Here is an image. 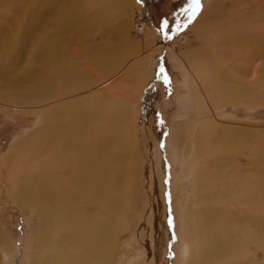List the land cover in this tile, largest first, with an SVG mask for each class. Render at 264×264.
<instances>
[{"label":"bare ground","instance_id":"1","mask_svg":"<svg viewBox=\"0 0 264 264\" xmlns=\"http://www.w3.org/2000/svg\"><path fill=\"white\" fill-rule=\"evenodd\" d=\"M130 1L81 0L78 6L63 8L58 0H0V11L4 15L1 17L6 18V23L0 25V80L9 82L11 89L31 90L32 94L25 99L27 104L55 101L59 88L64 95L85 90L91 78V81H82L76 75L78 71L75 74L71 68H64L62 63V50L68 43V32L76 33V38L82 40L85 32H89L87 29L113 32L119 28L123 40L126 25L125 28L122 23L121 27L111 26V17L119 11L126 12ZM255 6L246 13L240 12L243 15L234 11L232 18L220 21L219 30L215 33L218 43L212 42L214 46L211 49L202 46L200 54L192 52L189 55L199 71L201 83L210 93L207 98L214 94L212 98L215 102L213 99L211 102L215 104L224 99L259 98L264 95V7L263 4ZM212 7L207 12L203 9L202 13L214 14ZM113 8L115 12L112 14ZM89 11L93 12V16H88ZM106 23L109 25L106 26ZM125 42L121 43V48L111 47L102 52L106 43L97 48L87 47L85 52L93 58L100 71L114 76L113 73L119 71L122 57L129 54ZM238 55L254 60L252 62L257 66L253 68L250 64V70H253L249 71L246 67V72L241 69L236 76L233 74L235 71L232 72L233 68H237L234 62L226 63L232 73L228 72L229 75L223 76L217 83L220 87L228 84V87L215 89L214 93L213 82H209V87L204 72L209 59L216 67L223 57L227 61L226 56H230L234 61L233 58ZM99 56L103 58L96 60ZM23 59L25 66L22 65ZM156 62L147 64V67L139 63L136 68L145 71L147 68L148 72L158 76L154 72ZM102 63H106L108 68L100 66ZM143 74L144 71L139 75ZM257 74H261L258 80L254 78L258 86L251 87L253 83L249 81V85L244 79ZM41 78L44 81L39 84ZM237 82L241 85L238 86ZM257 87L261 89L259 94ZM100 95L74 100L48 111L49 117L43 125L25 139L16 141L9 153V159L15 166L9 185L19 194L24 207L30 210L28 205H31L38 214L42 232L40 238L50 230L63 234L60 238L52 236L46 239L44 246L45 257L51 254L56 264H111L114 239L120 233L118 220L132 209L135 194L127 175L125 157L128 150L130 154H138L137 144L128 125L121 120L119 108L123 103L119 100L106 101ZM190 119L179 128L178 138L180 131L194 136ZM202 125L193 140L194 150L187 169L193 175L194 185L190 212L184 220L190 233L182 237L186 245V264H259L252 249H264V184L258 183L257 173L228 172L227 179H219L220 168L216 161L224 153L237 154L245 143L229 132L226 137L218 139L215 137V126L210 123L205 127ZM111 137L115 139L116 147L109 151ZM211 141L216 142L211 144ZM207 158L214 161L212 166L205 165ZM10 194L14 195V192L10 190ZM84 202L89 210L97 207L104 217L99 219L82 214L81 205ZM231 207H235L237 213L244 211V217H229L225 210ZM234 220H240V223H234ZM57 243H62L63 249L52 255L50 249H56ZM42 264L48 263L42 260Z\"/></svg>","mask_w":264,"mask_h":264},{"label":"rangeland","instance_id":"2","mask_svg":"<svg viewBox=\"0 0 264 264\" xmlns=\"http://www.w3.org/2000/svg\"><path fill=\"white\" fill-rule=\"evenodd\" d=\"M58 1L63 8H70L78 6L81 0ZM257 1L201 0L202 8L193 13V0H131L126 12L113 14L115 9H112L110 25H126L123 40L119 35V28L113 32H108L107 29H87L89 32H85L82 40L76 38V33L68 32V43L62 50L63 66L71 68L75 74L78 71L76 75L82 81L92 80L89 85H93H88L90 89L87 87L74 95H64L62 88H59L55 101L27 104L25 99L32 94L31 90L11 89L9 82L0 80V264H42V260L48 264H56L50 257L51 254H46L45 257L44 246L46 239L52 236L60 238L63 234H55L50 230L40 238L42 232L38 214L31 205H28L30 210L26 209L20 202L19 194L9 185L15 169L9 153L16 141L25 139L43 125L49 117L48 111L97 94H101L106 101L119 100L123 103L119 108L120 117L128 125L138 149L137 155L130 154L128 150L125 157L127 175L135 196L132 209L118 220L120 233L114 239L111 264H186V245L182 237L190 233L189 225L184 220L190 212L194 185L193 175L187 169L199 126L203 124L202 127H205L209 123L215 126V137L218 139L226 137L229 132L235 138L244 140V147L237 154L224 153L216 161L220 168L219 179H227L228 172H241L245 175L257 173L258 183L264 184V95L259 98L251 97L250 100L238 97L224 99L215 104L212 98L214 94H211L208 101L210 93L205 90L206 86L202 84L199 71L189 56L192 52L200 54L202 46L213 48L212 42H217L215 33L219 30L220 21H225L227 17L232 18L234 11L241 14L253 9L255 5L257 7L263 4L264 7V0ZM210 6H213L214 14L207 15L206 10ZM203 9L205 14L202 13ZM1 16L4 15L0 11V25H4L6 18ZM88 16H93V12L89 11ZM125 40L129 56L125 54L122 57L121 68L113 73L114 76L100 71L93 58L85 52L87 47L97 48L106 44V41L109 42L102 52L111 47L121 48V43ZM205 41L211 43L207 42L206 45ZM238 56L233 58L238 62L233 61L230 56H226L227 61L223 57V61L216 67L213 60L209 59V65L204 72L207 74L209 87V82H213L214 93L215 89L224 88L226 85L228 87V84H222L223 87L219 85L223 76L231 72L226 63L234 62L237 68L230 70L235 71L233 74H237L236 76L239 70L246 67L249 71L253 70H250V64H253V68L257 66V63H253L254 60L244 58V61L241 55ZM102 58L103 56H99L96 60ZM24 59L23 66L26 65ZM153 60H157L154 72L158 76L148 72L147 68L146 71L136 68L139 63L146 64L147 67ZM242 63L245 64L244 68ZM100 66L108 68L106 63ZM224 70L228 74H224ZM143 71L144 74L140 76ZM260 75L253 78L249 76V79L247 76L244 80L248 83L250 81L253 84L249 85L255 87L258 85L254 81ZM38 81L42 84L44 78ZM116 82L117 85H114ZM214 83L216 87L213 86ZM237 84L240 86L241 82ZM260 90L257 87V94ZM212 99L214 102H211ZM190 118L194 136L180 131L178 138L179 128L190 121ZM109 140L108 150H114L116 141L113 137ZM215 142L211 141V144ZM197 150L202 151L199 148ZM213 163L211 158L205 159L206 166H212ZM10 190L14 195L10 194ZM96 208L94 206V210H89L84 202L81 213L102 219L103 213ZM192 211L194 212L193 209ZM235 211V207L225 210L232 219L244 217V211ZM235 221L240 223V220H234V223ZM62 249V243H57L56 249L51 248L50 251L53 255ZM252 252L255 261L264 264V249L255 247Z\"/></svg>","mask_w":264,"mask_h":264},{"label":"snow or ice","instance_id":"3","mask_svg":"<svg viewBox=\"0 0 264 264\" xmlns=\"http://www.w3.org/2000/svg\"><path fill=\"white\" fill-rule=\"evenodd\" d=\"M201 8H202L201 0H193V7H192L193 13L200 10Z\"/></svg>","mask_w":264,"mask_h":264}]
</instances>
